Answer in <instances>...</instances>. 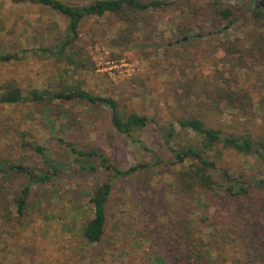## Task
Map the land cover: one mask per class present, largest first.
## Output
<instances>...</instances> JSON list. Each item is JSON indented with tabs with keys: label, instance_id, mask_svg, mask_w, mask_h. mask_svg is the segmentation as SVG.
Masks as SVG:
<instances>
[{
	"label": "rangeland",
	"instance_id": "374dc122",
	"mask_svg": "<svg viewBox=\"0 0 264 264\" xmlns=\"http://www.w3.org/2000/svg\"><path fill=\"white\" fill-rule=\"evenodd\" d=\"M166 1L151 11L143 31H132L131 43L120 39L124 24L113 16L88 17L77 41L66 50L73 58L68 62L37 50L61 37L66 17L44 5L0 0V52L17 53L16 58L0 61V84L13 82L24 95L33 89L79 87L114 98L123 116L136 112L152 119L128 138L113 128L109 110L100 105L61 99L0 104V161L7 167L20 163L28 172L9 168L10 174L0 183V264H171L165 246L173 241V227L183 216L204 218L198 221V234L207 243L213 264H264L259 259L264 256V191L236 197L217 189L198 203L184 200L171 187L170 171L179 166L166 162L172 152L161 136L170 122L178 130L175 120L181 111L174 92L189 84L200 89L205 80L214 84L215 68L224 72L232 87L241 86L260 101L264 61L253 65L246 59L247 66L230 75L225 71L229 62L222 66L223 52L218 51L224 35L213 32L214 24L223 21L217 20L211 2ZM178 21L190 24L191 30L190 38L176 43L185 37L178 34ZM251 33L249 20L241 18L226 34L242 40ZM214 116L228 122L232 114L224 108ZM255 120L261 122L259 115ZM60 137L79 150L97 149L99 154L90 158L94 164L104 155L120 170L137 163L147 167L121 176L65 167L49 182H34L35 175L47 169L34 146L44 148L52 162L76 159ZM197 140L192 132L179 130L176 147ZM218 162L235 176L243 172L247 180L264 179V163L256 155L224 150ZM103 178L112 184L106 224L101 241L92 243L83 237L82 226L93 217L91 185ZM26 184L30 192L23 214L18 215L13 197Z\"/></svg>",
	"mask_w": 264,
	"mask_h": 264
},
{
	"label": "trees",
	"instance_id": "16d2710c",
	"mask_svg": "<svg viewBox=\"0 0 264 264\" xmlns=\"http://www.w3.org/2000/svg\"><path fill=\"white\" fill-rule=\"evenodd\" d=\"M11 1L13 3L27 1L44 5L67 18L65 29L60 34L61 37L57 36L47 46L39 45L37 50L47 56H54L56 59L68 62H72L73 58L71 54L66 53V50L77 41L82 22L88 17L113 16L124 24V28L120 29V39L131 43L132 31H143L149 22L151 11L168 4L166 0H92L88 3H69L63 0ZM209 1L213 5V13L218 18L217 20L223 21V24L215 23L213 27L216 29L211 32L224 35L219 42L218 51L223 52H221L223 56L220 57L222 66L229 62L230 66L225 71L232 75L235 68L240 69L247 66L246 59H249L253 65L261 64L264 61V0L262 3H257V0H235L234 3L223 0ZM241 18L244 22L249 20L252 33L246 34L242 40L229 39L226 33ZM176 24L178 34L190 38L191 25L183 21H178ZM178 40L182 41V39ZM148 44L152 43L143 45ZM16 56L17 53L0 52V61H8ZM214 72L216 76L214 84L209 86L208 80H205L200 89L195 90L189 84L174 92V102L181 111L175 120L178 130L174 123L170 122L161 131L164 144L172 152V158L167 159L166 162L172 166H179L178 169L170 171L171 187L184 200L196 203L207 192H214L217 189L236 197L248 196L255 190L264 191V179L247 180L243 172L235 176L227 168L218 164L224 150L256 155L264 163V97L255 102L247 89L241 86L232 87L228 83L229 80L224 77V72L217 68ZM55 99L87 102L106 107L110 112L113 128L128 138H132L135 130L143 129L152 122L148 116L136 112L123 116L114 98L95 95L79 87L75 89L64 87L59 91L43 92L33 89L24 95L22 89L13 82L0 84V104L50 102ZM224 108L232 114L228 122L214 116L222 114ZM258 115L261 118L259 123L255 120ZM179 130L192 132L198 140L194 144L176 147ZM59 140L70 149L76 159L71 162H52L47 159L44 148L34 146V150L41 155L42 164L47 167L35 175L34 182H49L65 167L88 174L97 171H112L117 176L130 174L147 167L145 163H137L125 170H120L115 165H110L108 157L104 155H99L97 159L99 161L94 164L90 158L99 154L97 149L83 151L62 137ZM158 163L159 161H156V164ZM9 168L15 171L21 168L26 170L20 163L7 167L3 161H0L2 177L0 183H4L3 181L7 179V175L10 174ZM29 188V184H26L18 191V194H14L13 202L18 215L23 214L25 200L30 192ZM111 188L110 178L95 180L91 185L89 202L93 209V217L82 226L83 237L88 242L96 243L103 237L106 224L105 205ZM263 203L264 199L261 210H264ZM198 221L203 222L204 218ZM198 221L187 216L178 219V225L173 227L174 239L165 246L166 255L171 264H213L208 245L198 234L201 229ZM260 254L262 252H259ZM259 259L264 260L263 254Z\"/></svg>",
	"mask_w": 264,
	"mask_h": 264
},
{
	"label": "water",
	"instance_id": "95a60500",
	"mask_svg": "<svg viewBox=\"0 0 264 264\" xmlns=\"http://www.w3.org/2000/svg\"><path fill=\"white\" fill-rule=\"evenodd\" d=\"M187 39V37H183L182 38V41H184V40H186ZM179 42V40H176V43H178Z\"/></svg>",
	"mask_w": 264,
	"mask_h": 264
},
{
	"label": "flooded vegetation",
	"instance_id": "af4514ba",
	"mask_svg": "<svg viewBox=\"0 0 264 264\" xmlns=\"http://www.w3.org/2000/svg\"><path fill=\"white\" fill-rule=\"evenodd\" d=\"M20 170H21V171H26L24 168H21ZM26 172H27V171H26ZM27 173H28V172H27Z\"/></svg>",
	"mask_w": 264,
	"mask_h": 264
}]
</instances>
